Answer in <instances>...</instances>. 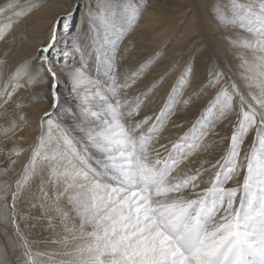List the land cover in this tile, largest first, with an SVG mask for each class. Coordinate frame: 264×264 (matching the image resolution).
<instances>
[{"label": "snow or ice", "instance_id": "snow-or-ice-1", "mask_svg": "<svg viewBox=\"0 0 264 264\" xmlns=\"http://www.w3.org/2000/svg\"><path fill=\"white\" fill-rule=\"evenodd\" d=\"M144 7L146 4L137 6L132 0H104L97 10L88 9L85 19L94 35L90 36L92 52L87 58L95 55L96 77L83 70L85 54L79 38H74L73 47L80 53L81 66L67 74L77 101V108L71 113L72 123L66 127L53 125L52 113H43L39 143L11 193L12 223H16V201L38 174L39 162L48 168L47 180L41 177L39 208L48 216L50 227H54L52 221L57 218L64 227L63 238L53 241L64 248L59 253L63 257L59 264H264V0H229L227 5L214 6L219 22L238 27L251 37L231 40L234 47L251 53V58L238 54L240 76L247 92L230 76L224 82L225 72H210L206 87L216 89L214 98L201 119L172 144L167 156L161 155L154 142L169 116L175 114L176 97L187 85L192 68L188 65L182 71L155 123L146 131L143 125L151 117L129 122L139 114L143 101L139 96L134 102L122 99L121 89L130 88L165 51L149 57L130 78L119 82L117 50L135 28ZM14 8V0H7L0 5V14ZM30 11L32 8L13 11V15L20 17ZM11 27L9 23L0 29V40ZM56 39L54 30L50 41L38 50L40 64L35 73L29 71L26 62L8 77L0 87V109L13 100L16 91L23 87L20 81L24 78L28 85L50 79L51 106H61L59 79L50 63ZM4 63L0 60V65ZM45 71L47 77L43 75ZM101 71L107 81L99 79ZM142 95L147 97L148 92ZM188 103L184 101L185 105ZM233 112L237 120L225 155L211 169H196L194 174L177 172L181 163L202 146L211 130L212 118L223 120ZM20 121H13L0 131L15 135L22 130L23 115ZM53 126L59 131L55 147H51ZM253 130L255 139L241 162V146ZM12 154L19 156L21 150L14 148ZM212 169L214 174L201 181L203 172ZM241 171H245L242 184L226 188L225 184ZM45 183L52 186L51 198ZM200 183L208 186L200 189ZM4 198L0 196V200ZM16 232L20 235L19 227ZM20 239L24 264H40L34 256L45 254H34L28 241L22 235Z\"/></svg>", "mask_w": 264, "mask_h": 264}, {"label": "bare ground", "instance_id": "bare-ground-1", "mask_svg": "<svg viewBox=\"0 0 264 264\" xmlns=\"http://www.w3.org/2000/svg\"><path fill=\"white\" fill-rule=\"evenodd\" d=\"M215 1L203 0L201 1L203 4L199 5L197 2L189 4L187 0H132L137 6L146 4V7L141 11L135 28L125 37V40L121 41L115 60L116 74L120 83H123L126 77L130 78L132 73L136 72L140 65L151 56L147 52H156L159 46L174 36L176 38L170 45L172 48H164V54L149 69L142 72L130 88L121 89L122 99L134 102V99L139 96L143 101L139 114L130 118L129 122L151 117L148 124L143 125V129L146 131L155 123V117L167 102L169 93L185 69V64L187 63V66L190 65L192 68L187 85L176 97L175 114L169 116L158 133V140L154 142V147L160 151L162 156H167L168 152L172 151V144L180 141V138L201 119L202 113L214 98L216 89L206 87L210 72H225L224 82H228L227 77L230 76L240 85L242 91L247 92L240 76L242 69L237 67V64L232 65L233 61L238 59V54L243 53L241 48L232 45V38L225 40L223 37V44L226 48L230 45L233 46L229 50L230 53L225 55L223 49L219 48L220 51L216 49L215 44L218 42L213 34L226 35L224 33L226 30L234 28L240 38L250 39L251 37L240 28L223 24L217 19L213 20V23L217 22V24L212 28L210 23L203 21V16L200 15L201 11H214ZM6 2L7 0H0V5ZM103 2L104 0H85V5L76 16V14L72 15L75 3L77 4L76 0H14L13 11L26 12L29 8H32V11L20 17L14 16L13 11L0 14V29L6 24H12L4 39L0 40V60L5 61L3 65H0V87L17 68L26 62L29 65V71L35 73L40 64L38 50L50 41L53 31L57 30L60 18L67 17L66 22L58 28L57 33L59 34L56 35L55 48L50 57L51 66L59 79L58 93L61 106L56 109L51 106L50 79L46 83L37 82L28 85L27 78H24L20 81L23 87L16 91L13 100L5 108L0 109V130L10 127L13 121L20 124V116H24L22 130L16 131L15 135L11 133L5 135L0 131V196L5 197L0 200V259H3V264H24L26 257L23 255L21 235L28 241L34 254L37 252L45 254L39 257L34 256V259L38 260L40 264H59V261L63 259L59 255L64 251L63 245L53 241H60L63 238L64 227L58 218L53 219L54 227H50L48 216L39 208L41 177L45 181L47 180V165L38 162V174L19 195L15 208V224L12 223L11 193L15 191V182L22 177L24 166L39 143L43 113L45 111L52 113L53 125L60 124L66 127L72 123L71 113L76 110L77 101L67 74L75 67L81 66L80 53L73 47L74 38H79L80 47L85 54L86 67L83 70L96 77L95 55L93 54L91 59L87 58L88 54L92 52L90 36L94 33L89 32L85 17L89 8L95 11ZM226 2L228 4L229 1ZM172 17L175 18L174 21L176 20L178 27L173 31L172 25L168 23ZM197 19H201V24L198 25ZM180 20H184L183 29L179 26ZM180 30L181 34H179ZM206 31L209 34L205 35ZM149 41L156 45L148 47ZM189 56L191 59L193 58L191 64L188 62ZM175 61L178 66L174 71L173 68L169 70ZM237 68L238 70L235 71ZM43 75L47 77L48 74L45 71ZM106 77L101 71L99 79L106 81ZM62 78L64 79L62 80ZM161 78H163L162 82ZM128 82L131 83V79ZM153 85L155 86L153 87ZM145 92H148L147 97L142 95ZM185 100L189 101L187 105L184 104ZM17 104H20L21 107L17 108ZM236 120L235 112L223 120H215L213 117L211 130L204 138L202 146L193 151L181 163L177 172L194 174L196 169H201V171L205 168L211 169V166L225 155ZM43 131L47 140L49 133L46 123L43 126ZM51 137V147H55V141L59 137V131L55 126L51 129ZM254 139L255 131L253 130L248 133L241 146V162H243V154L250 151ZM160 145L166 147L161 148ZM203 145H207V147L205 148ZM14 148L21 150L19 156L12 154ZM13 160H15L14 164ZM214 171L215 169L203 172L200 180L207 181ZM244 174L245 171H241L240 175L234 180L228 181L225 187L231 188L242 184ZM207 186V183H200V189ZM44 187L51 198L53 195L52 186L45 183ZM5 190L7 191L5 192ZM197 190L199 191V189ZM49 203H51V199H49ZM61 203L63 204L65 201H61ZM5 204L8 205L7 208ZM33 204H36L37 207H32ZM67 223L71 226L72 222L68 221ZM17 227H19L20 235L16 232Z\"/></svg>", "mask_w": 264, "mask_h": 264}, {"label": "rangeland", "instance_id": "rangeland-1", "mask_svg": "<svg viewBox=\"0 0 264 264\" xmlns=\"http://www.w3.org/2000/svg\"><path fill=\"white\" fill-rule=\"evenodd\" d=\"M188 1V3L190 4V3H194L195 4V2H197L199 5H202L203 3H201V1H203V0H187ZM200 1V2H199ZM204 1H210V0H204ZM211 1H214V0H211ZM222 1H224V4H222ZM226 1H229V0H216L215 1V3H214V5H216L217 3H220V5H227L226 3ZM76 2H77V4L75 3V6H74V10H73V14L72 15H74V14H76V16L77 15H79V12H80V9L82 8V6L83 5H85V0H76ZM200 15L201 16H203V21H206V22H208V23H210V27L212 28L215 24H217V22H214L213 23V20H215V19H217L216 17H215V14H214V11L213 10H211V11H207V10H202L201 11V13H200ZM67 17H62V18H60V20H59V23H58V25H57V30H56V35L57 34H59V33H57L58 32V28L60 27V26H62L65 22H66V19ZM174 17H172V18H170L169 20H168V23H170L171 25H172V27H173V29H172V31L173 30H176L178 27H177V22H176V20L174 21ZM201 20V19H200ZM199 19H197L196 21H197V23H198V25L199 24H201V21H200ZM184 25H185V23H184V20H180L179 21V26H181V28L183 29V27H184ZM213 33V32H212ZM224 33H226V35H221V34H213V36H214V38H215V40H216V42H218L217 44H215V46H216V49L217 50H219V48H221V49H223L224 50V54L225 55H227V53H230V49H231V47H233V46H228L227 48L225 47V45L223 44L224 42V39L226 40L227 38H232V40H234V39H239L240 37L238 36V34H236L235 33V29L234 28H231V29H229V30H226ZM179 34H181V30H180V33ZM207 34H209V32H207L206 31V34L205 35H207ZM223 37H225L224 39H223ZM172 38V37H171ZM176 37L174 36L172 39H169V41H165L166 43H164L163 45H161V46H159L158 48H157V50H156V52H147V53H150V57H154L155 56V54L158 52V51H161V50H164V48H172V46H170L171 44H173V42H174V39H175ZM123 40H125V38L123 39ZM122 40V41H123ZM120 45H121V42H120V44H119V47H118V50H117V54H118V52H119V49H120ZM153 45H156V44H154V43H152V42H148L147 43V46L148 47H150V46H153ZM148 49H151V48H148ZM246 56H248L249 58H251V53L247 50V49H240ZM220 51V50H219ZM153 53V54H152ZM117 54H116V58H117ZM50 57H51V54H50ZM229 58V57H228ZM238 59L237 60H235V61H233V59L232 58H230V60L231 61H233V63H232V65H236L237 64V67H239L240 68V58L239 57H237ZM188 62L191 64V63H193V58L191 59V56H189L188 57ZM50 63H52L51 61H50ZM173 65H176V67L178 66V64L176 63V61L170 66V69L169 70H171L172 68H173ZM187 66V63L185 64V66H184V68ZM176 69V68H175ZM238 70V68L237 69H235V71H237ZM174 71V70H173ZM172 71V72H173ZM107 79H106V81L108 80V77H106ZM64 78H62V80H63ZM184 88V87H183ZM20 250H22V249H20ZM19 250V251H20ZM23 251V250H22ZM2 260L3 259H0V264H3L2 263Z\"/></svg>", "mask_w": 264, "mask_h": 264}]
</instances>
